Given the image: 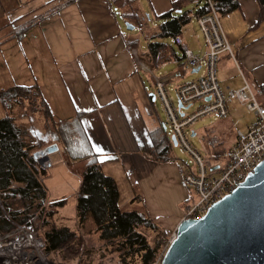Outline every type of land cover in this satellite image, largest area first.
I'll use <instances>...</instances> for the list:
<instances>
[{
  "label": "crops",
  "instance_id": "0c3cea01",
  "mask_svg": "<svg viewBox=\"0 0 264 264\" xmlns=\"http://www.w3.org/2000/svg\"><path fill=\"white\" fill-rule=\"evenodd\" d=\"M143 1L138 0L140 13L152 18L155 29L158 16L172 10L177 0H146L147 9ZM200 7L199 3L190 7L198 25ZM259 15L258 0H241L237 9L221 15L233 54L220 57L219 80L224 90H238L248 82L264 105V92L258 88L264 85V23L256 26ZM123 19L122 11L109 0H0V90L37 84L56 121L85 113L83 127L104 173L117 183L120 208L144 209L169 234L184 219L193 195L184 183L182 162L174 156L164 106L150 75L138 67L136 58L144 52L130 48L138 35L127 31ZM194 20L180 37L193 52L204 54L206 42H195L186 30ZM233 58L244 69L241 77ZM178 67L172 63L155 71L160 74ZM198 71L195 68L181 78L195 80ZM181 78L170 86L176 89ZM6 116L0 99V119ZM191 131L192 136L208 133L204 140L220 133V128L210 124L202 132L194 127ZM221 139L217 135L215 144L200 150L218 164L236 136L223 147L218 145ZM168 140L173 145L169 155L175 160H155ZM52 159L50 154L49 166L70 165L64 155ZM63 200L64 195L48 199L50 203ZM73 215L77 220V212Z\"/></svg>",
  "mask_w": 264,
  "mask_h": 264
},
{
  "label": "trees",
  "instance_id": "16d2710c",
  "mask_svg": "<svg viewBox=\"0 0 264 264\" xmlns=\"http://www.w3.org/2000/svg\"><path fill=\"white\" fill-rule=\"evenodd\" d=\"M240 1L216 0L220 15L237 9ZM109 2L122 11L125 21L146 34L147 48L141 55L145 63L155 70L172 63L179 67L183 64V50L174 40L191 22L190 7L199 0L173 2L172 10L158 16L159 23L155 29L150 23L152 18L140 13L138 0ZM258 2L260 15L256 26L264 23V0ZM200 13L201 9L196 15ZM138 45V40H135L130 48H138ZM258 88L259 92H264V85ZM0 99L7 112V116L0 119V230H12L13 222L38 230L55 264H68L79 259L85 233L97 234L98 242L109 255H117L119 264H153L162 251V240L167 233L144 209L120 208L117 183L104 173L99 155L83 127L85 113H78L69 120L56 121L37 84L2 89ZM13 108H18L20 112L25 108L33 113L38 111L44 117L43 132L29 129L25 123L19 122L21 113H12ZM53 144L61 146L70 165L84 163L76 195L77 220L74 228L67 224L59 225L57 221L67 200L48 201L45 168L39 158ZM163 145L155 154V160H175L169 155L172 143L168 140V144ZM83 262L89 263L86 260Z\"/></svg>",
  "mask_w": 264,
  "mask_h": 264
},
{
  "label": "built area",
  "instance_id": "2783aa9c",
  "mask_svg": "<svg viewBox=\"0 0 264 264\" xmlns=\"http://www.w3.org/2000/svg\"><path fill=\"white\" fill-rule=\"evenodd\" d=\"M199 5L202 13L198 15V23L207 45L206 53L193 52L181 37H177L175 43L182 48L185 58L178 69L159 74L148 63L136 58L138 67L151 77L177 144L191 158L190 162L181 164V169L185 185L192 195L194 193L184 219L194 220H201L216 201L231 193L264 160V105L246 81L244 87L238 90L222 88L219 80L220 57L223 54L232 55V49L216 0H199ZM197 67L199 77L176 88L178 102L182 104L179 108L173 103L169 86ZM228 99L246 104L255 112L256 118L245 132H237L224 161L218 164L192 145L190 134L192 125L207 117L228 118ZM198 102H201L200 105L192 112H183ZM43 164L44 167L49 166L47 160ZM13 224L14 228L8 232L0 230V264H52L45 241L33 227L16 222ZM176 238L177 230L169 234L161 254L153 264L162 263L164 254Z\"/></svg>",
  "mask_w": 264,
  "mask_h": 264
},
{
  "label": "water",
  "instance_id": "95a60500",
  "mask_svg": "<svg viewBox=\"0 0 264 264\" xmlns=\"http://www.w3.org/2000/svg\"><path fill=\"white\" fill-rule=\"evenodd\" d=\"M58 149L50 145L39 162L44 166ZM176 230L161 264H264V160L201 220L183 219Z\"/></svg>",
  "mask_w": 264,
  "mask_h": 264
},
{
  "label": "rangeland",
  "instance_id": "374dc122",
  "mask_svg": "<svg viewBox=\"0 0 264 264\" xmlns=\"http://www.w3.org/2000/svg\"><path fill=\"white\" fill-rule=\"evenodd\" d=\"M144 1L146 2V0ZM145 4H146V9H147V3ZM147 15L146 17H148ZM194 19L195 18H192V20ZM123 21L125 20L123 19ZM124 23L125 22H123V24ZM192 24L193 25H189L186 30L190 33V35L192 36L195 42L204 43L205 39H204V35H203V32L200 26L197 24L195 20ZM125 25L127 29V23H125ZM127 31L129 33H134V34L136 33L138 35L137 40H138L139 45H138L137 50L139 52H145L147 48L146 34L139 28L131 30V31L127 29ZM196 35H199V37L197 38ZM168 40L172 42L170 39ZM233 60L235 63V68L237 70V75L241 77L242 73H245L244 69L239 66V63L237 60H235L234 58ZM166 72H170V70H166L163 72L160 71V74H163ZM245 75L249 77V74H245ZM189 80L190 78H181L180 82L183 83ZM170 93L173 96L174 105L178 107L179 102H178L177 93H176V89L174 85L170 86ZM200 103L201 102L195 103L193 106H191L188 109H185L183 112H187V113L192 112L198 105H200ZM228 106H229V110H231L228 118L226 119L221 118L219 119V121H215V120H218V118L215 116H210L192 125L194 129H198V131L202 132V130L205 127L209 126L210 124H217V127L220 128V133H217V135L220 138H222L221 144L218 142V145H221V147L232 142L238 131L245 132L248 128L247 126L253 123L256 118L255 112L251 111L246 106V104H242L238 100H235V102H233L232 99H228ZM11 112L17 115L19 114L20 110L18 108H13ZM20 113L21 115L18 118L19 122L25 123V125H27L29 129L36 130L39 133L43 132L44 117L38 111L33 113L28 108H25ZM52 115L54 117V114ZM207 135L208 133H205V132L198 133V135L196 136H192L190 134V141L196 149L204 152L206 145H209V143L211 144L216 143L215 138L217 137V135L211 134L208 137H205V139L203 140V136H207ZM38 137L39 136H37L36 139H38ZM173 152H174L175 158H177L180 162L182 163L190 162L191 160L190 156L185 152V150L181 146L174 145ZM52 154H53V159H52L53 162L55 159H61L63 155L61 146L56 152ZM83 166H84V163L76 162V164L74 165H66L64 163H61L59 165L54 164V166L50 165V166L44 167L45 168V174H44L45 186L47 187V190L49 191L48 199L53 198V197H59L60 195H64L67 200L64 211L63 213H60L59 220H57L59 225L67 224L72 228L76 227V220H74L72 217L74 216L73 214L76 212V195H77V191L80 186V176H81ZM66 216L68 217V220H64L65 219L64 217ZM34 230L37 233H39L38 230L36 229ZM172 232H170L169 234H171ZM169 234H167L162 240L163 247H164V244L166 243L165 240L169 237ZM84 235H85L84 236L85 243H84L83 252L81 256L79 257L78 260L72 263H68V264H83L84 263L83 261L85 260L89 262L88 264H119L117 255H109L102 247V243L100 244V242H98L99 240H98L97 234L90 235V234L85 233ZM48 257L50 261L52 262L53 259L50 253H48ZM53 262L52 264H55V262L54 263Z\"/></svg>",
  "mask_w": 264,
  "mask_h": 264
},
{
  "label": "bare ground",
  "instance_id": "6f19581e",
  "mask_svg": "<svg viewBox=\"0 0 264 264\" xmlns=\"http://www.w3.org/2000/svg\"><path fill=\"white\" fill-rule=\"evenodd\" d=\"M184 61H185V58H184ZM184 61H183V62H184ZM197 68H198V67H197ZM194 69H195V68H194ZM194 69H192V70H194ZM187 207H188V206H187ZM185 211H186V210H185Z\"/></svg>",
  "mask_w": 264,
  "mask_h": 264
}]
</instances>
